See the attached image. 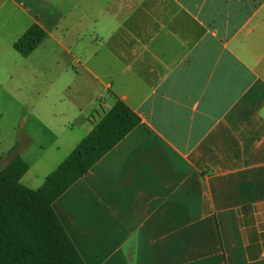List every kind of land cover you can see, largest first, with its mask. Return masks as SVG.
Listing matches in <instances>:
<instances>
[{
    "label": "crops",
    "instance_id": "1",
    "mask_svg": "<svg viewBox=\"0 0 264 264\" xmlns=\"http://www.w3.org/2000/svg\"><path fill=\"white\" fill-rule=\"evenodd\" d=\"M34 23L97 88L31 188L116 98L140 117L54 202L85 263L264 264V0H0V43Z\"/></svg>",
    "mask_w": 264,
    "mask_h": 264
},
{
    "label": "trees",
    "instance_id": "2",
    "mask_svg": "<svg viewBox=\"0 0 264 264\" xmlns=\"http://www.w3.org/2000/svg\"><path fill=\"white\" fill-rule=\"evenodd\" d=\"M48 36L32 24L14 43L23 56ZM140 122L120 98L38 188L22 182L29 163L13 147L0 168V264H86L54 210L55 200ZM0 154V161L2 160Z\"/></svg>",
    "mask_w": 264,
    "mask_h": 264
},
{
    "label": "rangeland",
    "instance_id": "3",
    "mask_svg": "<svg viewBox=\"0 0 264 264\" xmlns=\"http://www.w3.org/2000/svg\"><path fill=\"white\" fill-rule=\"evenodd\" d=\"M80 36L79 41L90 39L88 32ZM59 39L53 30L28 58L0 43V168L15 147L31 163L21 179L30 187L41 182L56 159L58 131L54 127L74 122L73 114L80 105L87 106L97 88H92L94 81L87 75L78 74L75 67L80 70V66ZM72 39L73 33L68 34L66 44L70 46Z\"/></svg>",
    "mask_w": 264,
    "mask_h": 264
}]
</instances>
